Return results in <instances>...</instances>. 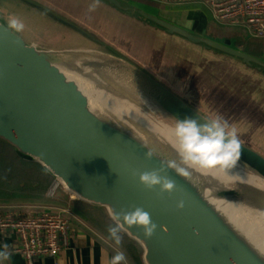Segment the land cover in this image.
I'll list each match as a JSON object with an SVG mask.
<instances>
[{"label":"water","instance_id":"95a60500","mask_svg":"<svg viewBox=\"0 0 264 264\" xmlns=\"http://www.w3.org/2000/svg\"><path fill=\"white\" fill-rule=\"evenodd\" d=\"M23 1L48 20L80 32L92 45H40L23 31H10L0 16V139L39 161L80 198L105 206L109 215L110 209L143 207L157 224L155 234L146 238L135 226L124 231L141 244L146 264H264V237L254 233L241 211L260 218L264 228L259 183L223 178L218 170H192L183 178L169 169L178 188L169 194L159 193V186L145 189L133 175L158 167L160 159L177 157L171 133L137 115L135 107L143 103L132 93L174 122L187 116L203 123L209 117L91 31L32 0ZM103 1L264 74V60L252 53L127 0ZM240 142L237 164L264 184V154ZM148 149L156 154L152 159L145 157ZM180 199L185 201L182 209L176 207Z\"/></svg>","mask_w":264,"mask_h":264},{"label":"crops","instance_id":"0c3cea01","mask_svg":"<svg viewBox=\"0 0 264 264\" xmlns=\"http://www.w3.org/2000/svg\"><path fill=\"white\" fill-rule=\"evenodd\" d=\"M32 1L99 36L116 52L157 76L208 117L219 115L237 129L241 141L264 154V74L257 69L245 66L234 57L207 50L177 34L166 33L157 26L114 9L103 0L94 11H89L93 0ZM127 1L177 22L192 32L214 37L264 60V37L254 35L243 26L219 23L203 2ZM2 4L12 6L16 16L29 6L32 8L30 15L43 17L23 0H0L1 17L4 16ZM48 21L52 29H57L63 37H81L72 44L51 46L86 45L85 36L80 32ZM0 205L23 212L68 207L71 213L70 234L59 254L58 264H106L117 249L108 237L107 228L113 221L105 206L80 198L62 186L59 179L39 161L23 155L2 139ZM121 236L119 250L125 252L127 264H136L124 246L128 243V234L123 230ZM16 243L14 232H0V247L7 245L11 253L10 259L3 264L23 263V257L12 250ZM141 262L146 264L143 247ZM34 264L54 263L49 257H37Z\"/></svg>","mask_w":264,"mask_h":264},{"label":"clouds","instance_id":"9594fccd","mask_svg":"<svg viewBox=\"0 0 264 264\" xmlns=\"http://www.w3.org/2000/svg\"><path fill=\"white\" fill-rule=\"evenodd\" d=\"M100 4V0H93L89 5V11H94ZM7 26L13 33H20L25 25L18 17L10 16ZM200 123L197 117H185L175 119L171 128L172 146L175 150V159H160L159 166L151 171H133L138 176L139 183L147 190H154L159 186V193L171 194L177 191V185L167 172L169 169L183 178H189L192 170L211 171L218 170L227 172L233 169L241 156V142L237 129L219 115L203 118ZM156 156L154 150L148 149L145 153L147 159ZM185 206V201L180 199L176 203L178 209ZM111 220L107 228L108 237L117 249L108 258L106 264H127L124 251L119 250L122 236L121 232L135 226L143 231L144 237L151 238L157 229V224L143 207L129 205L127 209L121 208L119 212L110 209ZM8 246L0 247V264L10 259L11 253Z\"/></svg>","mask_w":264,"mask_h":264},{"label":"built area","instance_id":"2783aa9c","mask_svg":"<svg viewBox=\"0 0 264 264\" xmlns=\"http://www.w3.org/2000/svg\"><path fill=\"white\" fill-rule=\"evenodd\" d=\"M180 1L203 2L219 23L243 26L254 35L264 37V0ZM70 216L68 207L23 212L0 205V232L10 230L16 234L17 243L12 250L23 257L22 264H34L37 257H49L54 264H58L59 254L70 234Z\"/></svg>","mask_w":264,"mask_h":264},{"label":"rangeland","instance_id":"374dc122","mask_svg":"<svg viewBox=\"0 0 264 264\" xmlns=\"http://www.w3.org/2000/svg\"><path fill=\"white\" fill-rule=\"evenodd\" d=\"M1 11L4 13V18L8 20V18L11 16L18 17L25 25L26 30L24 32L28 35L36 39V41L41 45L48 44V45H68L76 42V40L81 39V37H63L60 33H58L57 29H52L48 27V19L45 17H34L33 15H30L32 12V8L26 6L23 13H21L20 16L14 15L15 12L12 10V6L9 4H2L1 5ZM9 14V15H8ZM28 21V22H27ZM30 24L31 27L28 28L27 24ZM85 44L86 45H92L91 40L88 38H85ZM95 46V45H94ZM236 211H239V208L236 209ZM247 215L248 221H250L251 228L254 229V233L258 236L264 237V228L262 221L257 216H254L250 214L248 211L241 210ZM244 221V220H243ZM245 224V221H244ZM246 226V225H245Z\"/></svg>","mask_w":264,"mask_h":264},{"label":"bare ground","instance_id":"6f19581e","mask_svg":"<svg viewBox=\"0 0 264 264\" xmlns=\"http://www.w3.org/2000/svg\"><path fill=\"white\" fill-rule=\"evenodd\" d=\"M132 98L133 99H136V101L138 102H140V103H143V105L141 106V108H136L135 107V109L137 110H135L136 111V113H137V115L139 114L140 115V117H142L144 120H146L148 123H150V124H153V122H155V123H157L158 125L157 126H164V127H166V129H165V131H164V133H171V128H172V126L174 125V121H171L168 117H166V115H164L162 112H160L158 109H155V108H153L152 107V105L150 104V103H148V104H146L145 102H143V101H141V99H139L138 97H136L133 93H132ZM146 105H147V107H150V109L154 112H151V110L150 111H147V110H145L144 109V107H146ZM161 113L162 115H164V116H162V115H160L159 113ZM207 116V115H206ZM161 124V125H160ZM167 130V131H166ZM163 140H164V144L167 146V147H169V145L167 144V142L165 141V139L163 138ZM238 174V175H231V174ZM222 176H223V178H225V177H229L230 179H234L235 180V178L236 179H240V180H243L246 184H248V185H250V184H255V183H259L260 185H261V188H264V184H262V183H260V180H259V178L258 177H256V176H252L250 173L248 174L246 171H244L238 164L233 168V169H230V170H228L227 172H223L222 171V173H220ZM238 177V178H237ZM243 182V183H244ZM211 198V197H210ZM217 202V201H216ZM224 205V204H223ZM225 206V205H224Z\"/></svg>","mask_w":264,"mask_h":264},{"label":"trees","instance_id":"16d2710c","mask_svg":"<svg viewBox=\"0 0 264 264\" xmlns=\"http://www.w3.org/2000/svg\"><path fill=\"white\" fill-rule=\"evenodd\" d=\"M27 26H28V28L31 27V25L29 23L27 24ZM48 27L52 28L51 24H48ZM24 30H26V29H24ZM126 242H128V243L125 244L124 246L126 247V249H128V255L133 259L134 262H136V264H143L141 262V254H142L141 244L138 243L136 240L130 238V237H128L126 239Z\"/></svg>","mask_w":264,"mask_h":264}]
</instances>
